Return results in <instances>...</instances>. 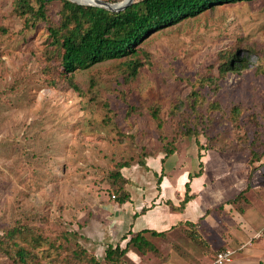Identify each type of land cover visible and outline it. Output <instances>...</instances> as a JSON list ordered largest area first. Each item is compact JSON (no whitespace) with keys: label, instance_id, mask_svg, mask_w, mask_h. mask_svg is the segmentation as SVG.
Returning <instances> with one entry per match:
<instances>
[{"label":"rangeland","instance_id":"1","mask_svg":"<svg viewBox=\"0 0 264 264\" xmlns=\"http://www.w3.org/2000/svg\"><path fill=\"white\" fill-rule=\"evenodd\" d=\"M14 1L0 0V264H111L85 236L99 201L146 200L161 192L159 177L175 184L198 173L197 150L218 153L214 183L233 170L245 190L234 205L241 216L250 200L264 199V0L217 6L154 32L139 47L134 78L127 59L64 74L49 24L25 29ZM61 1L47 5L54 26ZM233 52L242 60L235 67L248 68L221 75Z\"/></svg>","mask_w":264,"mask_h":264},{"label":"crops","instance_id":"2","mask_svg":"<svg viewBox=\"0 0 264 264\" xmlns=\"http://www.w3.org/2000/svg\"><path fill=\"white\" fill-rule=\"evenodd\" d=\"M217 154L209 150L200 158L199 151H196L195 170L199 172L202 163L203 171L192 182L189 179L191 173L186 172L175 184L165 177L160 183L161 192H152L146 200L140 198L133 201L131 198L124 204L100 200L98 216L91 218L85 227L87 240L99 245L101 253H105L110 245L126 248L131 237L143 231L147 232L145 236L153 244H157L155 240H161L156 246L159 255L140 254L130 249L125 256L127 264H210L224 249L237 251L229 264H264V237L241 249L254 233L264 228V199L250 200L249 208L242 216L234 205L228 204L240 193V185L233 170L227 171L224 181L214 183L210 179V171L215 162L218 163ZM180 162L178 158L179 167H183ZM166 180L168 185L164 188ZM189 181L192 198L183 210H177L185 198ZM197 182L198 190L194 187ZM167 200H171L173 207L166 204ZM152 202L155 204L153 207ZM221 204L224 207L220 212L207 214L209 209ZM235 213L241 216V220L235 217ZM151 232L165 233L167 243L163 236L152 235ZM190 234L197 241L205 239L208 246H196L188 236Z\"/></svg>","mask_w":264,"mask_h":264},{"label":"trees","instance_id":"3","mask_svg":"<svg viewBox=\"0 0 264 264\" xmlns=\"http://www.w3.org/2000/svg\"><path fill=\"white\" fill-rule=\"evenodd\" d=\"M31 1L37 4L35 8ZM255 0H139L128 6L126 9L115 12L101 9L95 6L80 5L69 0H62L59 11L60 21L57 26L50 24L47 16V5L52 0H15V10L24 17L25 29H32L38 22L49 24L50 44L60 53V67L66 75H72L77 70H88L96 64L110 61L127 59V67L130 70L129 78L138 75L142 67L140 45L154 32L174 24L189 17L198 16L208 10H213L217 6L225 4L250 3ZM241 62L239 55L231 53L228 60L220 66L221 75L228 71H236L248 68V63L235 67V63ZM135 108L129 106L127 115L134 112ZM150 113L157 122L159 129L163 128L159 109L151 106ZM201 158V155H200ZM202 163L200 171L194 175L190 174V181L202 175ZM254 174L251 167L249 178ZM162 178L159 177L160 184ZM190 181L186 184V195L182 201L180 210H183L191 200ZM248 189V188H247ZM245 191V190H244ZM240 192L234 199L227 202L235 205L245 195ZM115 197V196H114ZM126 194L119 198V204H124L129 200ZM223 204L216 208H211L207 214L214 211H221ZM145 211V209L143 210ZM147 232H139L133 235L126 248L120 246H108L105 252L106 261L111 264H124V259L130 249H135L140 254L154 253L159 255V249L146 236ZM152 235L165 236V233L151 232ZM15 236V230L6 233V238ZM16 255L20 260L28 258L26 250L19 244ZM0 249H5L0 243ZM8 251V250H6ZM83 251L75 252V257L81 259ZM94 264H98L94 257L90 258Z\"/></svg>","mask_w":264,"mask_h":264},{"label":"built area","instance_id":"4","mask_svg":"<svg viewBox=\"0 0 264 264\" xmlns=\"http://www.w3.org/2000/svg\"><path fill=\"white\" fill-rule=\"evenodd\" d=\"M264 237V228L254 233L251 238L242 246L241 249L251 246L257 239ZM237 251L232 249H224L217 253L216 257L210 264H229L233 261Z\"/></svg>","mask_w":264,"mask_h":264},{"label":"water","instance_id":"5","mask_svg":"<svg viewBox=\"0 0 264 264\" xmlns=\"http://www.w3.org/2000/svg\"><path fill=\"white\" fill-rule=\"evenodd\" d=\"M71 1L75 2L77 4H80V5L95 6V7L107 9L109 11H115V12L122 11V10L126 9L128 6L132 5L135 2V0H127L126 2H124L121 5H117V4L112 5V4H109V3L104 2L102 0H90V2L83 3V4L79 3V2H76L74 0H71Z\"/></svg>","mask_w":264,"mask_h":264},{"label":"bare ground","instance_id":"6","mask_svg":"<svg viewBox=\"0 0 264 264\" xmlns=\"http://www.w3.org/2000/svg\"><path fill=\"white\" fill-rule=\"evenodd\" d=\"M78 1H80L82 4H83V3L90 2V0H78ZM126 1H127V0H125V2H126ZM123 3H124V2H123ZM123 3H122V4H123ZM120 5H121V4H120Z\"/></svg>","mask_w":264,"mask_h":264}]
</instances>
